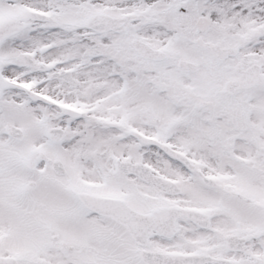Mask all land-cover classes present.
Segmentation results:
<instances>
[{"label": "snow or ice", "instance_id": "obj_1", "mask_svg": "<svg viewBox=\"0 0 264 264\" xmlns=\"http://www.w3.org/2000/svg\"><path fill=\"white\" fill-rule=\"evenodd\" d=\"M0 264H264V0H0Z\"/></svg>", "mask_w": 264, "mask_h": 264}]
</instances>
